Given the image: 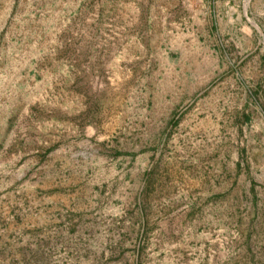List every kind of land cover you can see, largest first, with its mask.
Masks as SVG:
<instances>
[{
    "label": "rangeland",
    "instance_id": "obj_1",
    "mask_svg": "<svg viewBox=\"0 0 264 264\" xmlns=\"http://www.w3.org/2000/svg\"><path fill=\"white\" fill-rule=\"evenodd\" d=\"M0 264H264V0H0Z\"/></svg>",
    "mask_w": 264,
    "mask_h": 264
}]
</instances>
